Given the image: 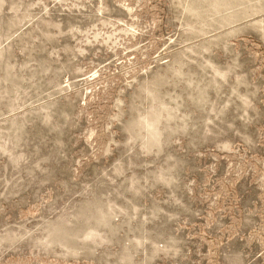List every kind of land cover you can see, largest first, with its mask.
Returning <instances> with one entry per match:
<instances>
[{
	"label": "rangeland",
	"instance_id": "rangeland-1",
	"mask_svg": "<svg viewBox=\"0 0 264 264\" xmlns=\"http://www.w3.org/2000/svg\"><path fill=\"white\" fill-rule=\"evenodd\" d=\"M0 264H264V0H0Z\"/></svg>",
	"mask_w": 264,
	"mask_h": 264
}]
</instances>
